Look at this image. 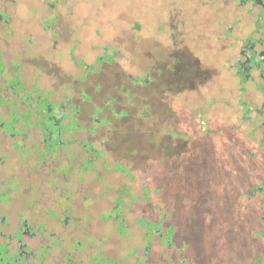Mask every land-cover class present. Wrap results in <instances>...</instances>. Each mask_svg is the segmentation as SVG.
Instances as JSON below:
<instances>
[{"label":"rangeland","instance_id":"rangeland-1","mask_svg":"<svg viewBox=\"0 0 264 264\" xmlns=\"http://www.w3.org/2000/svg\"><path fill=\"white\" fill-rule=\"evenodd\" d=\"M5 1L0 227L43 212L69 231L30 233L88 264H264V81L234 66L264 0Z\"/></svg>","mask_w":264,"mask_h":264},{"label":"flooded vegetation","instance_id":"flooded-vegetation-1","mask_svg":"<svg viewBox=\"0 0 264 264\" xmlns=\"http://www.w3.org/2000/svg\"><path fill=\"white\" fill-rule=\"evenodd\" d=\"M8 3L5 0H0V35L4 33L5 26L7 25V20L9 21V13H8ZM263 8V9H262ZM259 8L257 7L255 9L256 14L258 12H262V15H264V7ZM6 20H5V19ZM256 19V18H255ZM264 20V16H263ZM245 25H247L245 23ZM252 25V24H251ZM263 28H260V30H257L252 25V29L247 33L243 38L246 36H250L253 41H257L255 45L250 44L249 50L253 52L255 59H247L245 54H243V50L241 49V45H238V62L234 63V66L237 67L238 71L240 73L246 72L250 65L253 67L251 69V77L252 82H248L254 86L255 81H259L256 77L261 75L263 81H264V73L262 71V62L264 61V24L262 25ZM239 37V36H238ZM239 38V39H243ZM236 42V41H235ZM230 46L234 47L233 41L230 42ZM7 48L3 42L0 41V63L4 64L6 63V52ZM259 61L260 63H257ZM7 70V66H6ZM5 70V71H6ZM1 73V72H0ZM20 77V74H19ZM21 78V77H20ZM262 81V80H261ZM1 90V88H0ZM254 91L255 90L254 87ZM258 93V92H257ZM259 94V93H258ZM260 97L262 96L259 94L258 99H256L254 102H249L250 104L254 105L255 107H259L261 104H264L260 101ZM257 102L259 104H257ZM261 130L264 131V128L260 126ZM260 130V131H261ZM42 136V135H41ZM44 136V135H43ZM37 137V136H36ZM38 138V137H37ZM6 153V152H5ZM257 158H259V163H256V168L260 169V172L258 173V183H260L264 187V180L262 178V173L264 175V151H260ZM1 165H0V181L4 179V177L7 175V173L2 171ZM16 179L17 181L22 180L24 181L23 184H35V181H39V177L36 174H26L24 172L16 173ZM30 182H27V181ZM26 182V183H25ZM36 185V184H35ZM36 195L40 198L42 203L47 207H52L56 209L57 211H61L63 214L68 210V212L71 211V208H66V204L64 202H60L58 199L54 198L52 196V192L47 191L43 187L37 185ZM9 196L12 198V195H14V192L8 191ZM256 205H259L260 208L257 210H254L255 213H261L264 214V201L261 203H256ZM254 206V208H255ZM26 205H23L21 209L25 208ZM81 207H76L75 210H80ZM26 214L30 217L31 222H29V219H25V221H20L16 218L10 219L8 222H6L5 225L0 227V245L4 242L2 241V236L5 234V232L10 234H17L19 235L18 238L12 239L6 243V246L3 250L5 255H8V260L3 261V258L0 257V264H88V263H81V258L77 256V254H71L70 258L64 257L60 255L57 251H54L55 249H52L50 247L45 246V241H43L41 238H39L37 235H32L30 233L29 227L34 225H39L44 227L45 229H48V232H50L53 236H60L62 234H66L69 229L67 228V225H63L60 221L52 220L49 217H47L43 212H36L34 210H31L29 208H25ZM7 213H11L6 206L1 204L0 201V220H4V215ZM261 217V216H260ZM253 218L256 220V226L253 230L260 229L261 235L258 236H252L254 240V246L250 247L252 251L254 250H264V247L261 246V240H264V222L260 219L253 216ZM263 233V234H262ZM108 250H104L105 256L117 259L116 257L110 256L107 253ZM255 252V251H254ZM257 253V252H255ZM253 261V260H252ZM251 264V263H250Z\"/></svg>","mask_w":264,"mask_h":264}]
</instances>
